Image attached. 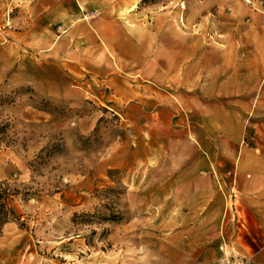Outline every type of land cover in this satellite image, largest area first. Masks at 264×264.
Returning a JSON list of instances; mask_svg holds the SVG:
<instances>
[{
    "label": "rangeland",
    "instance_id": "obj_1",
    "mask_svg": "<svg viewBox=\"0 0 264 264\" xmlns=\"http://www.w3.org/2000/svg\"><path fill=\"white\" fill-rule=\"evenodd\" d=\"M47 2L0 0V92L13 99L0 110L16 139L0 149V264H183L186 238L165 223V157L204 153L221 170L205 195L229 210L242 194L240 132L205 113L246 100L245 143L264 145V0H127L112 17L140 36L143 60L123 66L106 50L110 69L75 68L82 20L72 0L35 17ZM165 104L200 116L161 126L149 109Z\"/></svg>",
    "mask_w": 264,
    "mask_h": 264
},
{
    "label": "crops",
    "instance_id": "obj_2",
    "mask_svg": "<svg viewBox=\"0 0 264 264\" xmlns=\"http://www.w3.org/2000/svg\"><path fill=\"white\" fill-rule=\"evenodd\" d=\"M59 1L49 0L44 6L36 7L35 17L39 15L41 18H48L49 10ZM61 1L66 3V0ZM72 1L74 2L72 16L82 20L76 24L73 34L75 39L72 52L77 58L75 68L110 69L115 60L109 58L106 50L119 55L120 65L142 62L140 36H131L129 28L121 23L119 16L118 19L112 17L113 9H124L127 0ZM70 10V7L66 9L68 13ZM30 13L33 15V10H30ZM59 15L60 11L53 16ZM86 20H91V23ZM132 49L136 52L134 55L130 53ZM202 105L213 109L215 101ZM158 108V110L151 108L149 111L158 112L161 126L174 128L183 117L190 121L185 126L191 129L193 121L200 116L198 112L184 115L179 112L176 104H165ZM143 109L144 112L148 110L146 107ZM205 115L209 123L223 117L228 124L224 130L229 133L240 132L243 163L240 169L243 175L234 179V186L239 185L242 194L231 198L228 210L227 202L220 200V197L214 202L211 196L205 195L216 186L214 173H221V170L216 166L210 167L204 153L187 163L185 156L180 157L177 154L172 157V152H168L165 157L168 162L164 168L163 191L170 192V198L165 203V223L173 225L175 239L186 238L183 242L185 253L183 264H217L218 259L224 254L235 256L238 264H264V145L251 148L245 143L249 137L247 101L239 99L238 109L222 112L213 110ZM154 121L156 120L152 117L145 120V124ZM207 131V134L217 135L213 138H220L215 123L209 125V128L207 126ZM177 135L171 134L163 140L152 139L151 136V143L177 142L179 141ZM258 135L264 138V132ZM253 149H257L258 156L254 155ZM211 156H214L212 152ZM188 190L191 191L190 197L181 196L182 191ZM179 195L181 197H178Z\"/></svg>",
    "mask_w": 264,
    "mask_h": 264
},
{
    "label": "trees",
    "instance_id": "obj_3",
    "mask_svg": "<svg viewBox=\"0 0 264 264\" xmlns=\"http://www.w3.org/2000/svg\"><path fill=\"white\" fill-rule=\"evenodd\" d=\"M13 99L6 94L0 92V106L5 104L12 103ZM11 128V123L9 120H5L2 118V112L0 110V149L3 146H11L16 142L15 138L9 136L8 132Z\"/></svg>",
    "mask_w": 264,
    "mask_h": 264
},
{
    "label": "built area",
    "instance_id": "obj_4",
    "mask_svg": "<svg viewBox=\"0 0 264 264\" xmlns=\"http://www.w3.org/2000/svg\"><path fill=\"white\" fill-rule=\"evenodd\" d=\"M217 264H238V261L235 256L224 254L218 259Z\"/></svg>",
    "mask_w": 264,
    "mask_h": 264
}]
</instances>
